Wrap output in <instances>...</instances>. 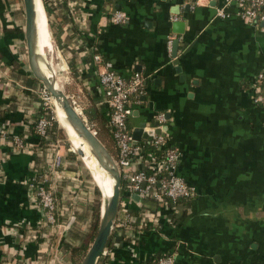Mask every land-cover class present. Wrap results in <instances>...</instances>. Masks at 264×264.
Returning a JSON list of instances; mask_svg holds the SVG:
<instances>
[{
	"label": "crops",
	"instance_id": "1",
	"mask_svg": "<svg viewBox=\"0 0 264 264\" xmlns=\"http://www.w3.org/2000/svg\"><path fill=\"white\" fill-rule=\"evenodd\" d=\"M70 1L72 7L56 0L54 16L68 35L61 58L69 94L83 110L93 100L106 118L92 53L125 79L139 73L142 93L126 124L130 131L142 124V134L158 129L178 153L174 174L192 189L188 209L173 221L151 199L121 202L117 216L158 211L155 226L127 229L128 239L114 242L104 264H153L157 254H172L178 264H264V106L254 105L247 90L251 76L264 71V28L241 21L233 3L226 17H217L221 0ZM114 8L126 15L124 23L111 22ZM23 23L22 4L0 0V123L27 144L20 150L0 143V264H65L59 243L68 227L85 231L94 186L60 140L41 141L28 123L41 106L34 90L39 83L26 62ZM170 36L175 57L172 44L166 49ZM55 150L63 164L59 175L48 170ZM34 176L44 178L69 218L58 223L49 246L37 239L44 227L28 188Z\"/></svg>",
	"mask_w": 264,
	"mask_h": 264
},
{
	"label": "built area",
	"instance_id": "2",
	"mask_svg": "<svg viewBox=\"0 0 264 264\" xmlns=\"http://www.w3.org/2000/svg\"><path fill=\"white\" fill-rule=\"evenodd\" d=\"M65 1L69 7L73 6L72 1ZM208 2L210 0H193L194 4H207ZM232 3L236 7L235 14L241 21L264 28V0H221L214 7V14L217 17H226L228 15L226 7ZM126 19L124 12L118 8H114L111 12L110 20L114 24H122ZM79 20L78 18L77 21ZM172 39L173 37L170 36L166 40L168 53L171 51ZM56 51L60 54V50L57 47ZM91 59L99 67L97 68V79L102 89V101L108 108V125L111 128L115 145V157L113 159L121 179L127 185V192L138 195L139 199H151L155 203L166 207L168 220H176L180 215V206L176 202L181 198L191 196L192 189L174 174V164L178 159V153L166 145L165 137L159 133L150 134L152 143L160 146V148L162 147L163 157L157 162H148L151 168L149 173L141 168L131 169L130 166L134 160H138L140 163H147L146 159L140 158L141 146L137 142H133L131 131L126 125V118L130 113L131 104L138 103L139 96L142 93V76L133 72L125 79L112 71L109 62L102 59L100 54L93 52ZM65 69L67 70V67ZM34 90L40 106L47 110L51 102L49 93L40 84ZM247 90L254 105L264 106V71L257 72L251 76L247 82ZM67 96L72 105L81 113L74 95L67 94ZM52 120L53 117L51 115H49V118L46 114L37 117L33 126L34 133L38 137H46L47 132L52 127ZM156 120L162 122L163 115L161 113L157 114ZM2 142H7L10 146L20 150L27 148V144L24 143L18 134L9 135L6 127L0 123V143ZM62 166L60 155L55 150L48 170L55 175H59L57 168L62 169ZM28 188L36 204L42 210L44 227L42 237L47 238L54 227H58L55 220L56 201L53 192L46 187L44 178L39 179L36 176L30 179ZM157 213L158 211H153L146 216L140 213L142 216L139 222V229L144 227L145 221L155 226L154 220L157 217ZM125 223H127L126 214L122 216H117L116 214L111 231L114 227L125 225ZM109 249L106 247L102 249L96 264H104L103 261L108 255ZM152 261L153 264H178L172 254H157Z\"/></svg>",
	"mask_w": 264,
	"mask_h": 264
},
{
	"label": "trees",
	"instance_id": "3",
	"mask_svg": "<svg viewBox=\"0 0 264 264\" xmlns=\"http://www.w3.org/2000/svg\"><path fill=\"white\" fill-rule=\"evenodd\" d=\"M10 3H18L21 6V0H8ZM42 7L44 10V13L46 15V21L48 30L50 31L51 37L54 39V44L56 47L60 50V53L62 55L67 52V44H68V35H66L65 31L61 29L54 21L55 16V10H56V0H41ZM73 9L69 10L67 13V17L71 20L73 19ZM69 66V63H68ZM34 81H36L34 79ZM37 82V81H36ZM64 88L66 89V94H69V87L64 83ZM77 101V100H76ZM91 104L87 107V109H82L81 105L77 102V104L80 107L81 113L86 119V122L88 125L95 131L97 137L99 140L103 143V145L106 147L108 152L112 157H115V145H114V139L111 134V128L108 125V119L105 118L94 106L93 100H91ZM46 114L49 118L48 109L44 110L42 107L38 109L35 115V119H32L30 122H28L31 125H34L37 117ZM108 114V113H107ZM108 116V115H107ZM53 121V120H52ZM127 125V124H126ZM128 127V126H127ZM64 131V130H63ZM63 131L56 125L55 121L52 122V127L47 132L46 137L52 140H60L62 142V145L65 149L68 148L67 145V135L63 133ZM41 137L40 140L43 141V138ZM68 140V138H67ZM141 146V155L140 158L146 159L147 163H143L142 170L149 173L151 171V168L148 165V162H157L160 158L163 157V149L160 146H157L152 143L151 136L146 137L137 143ZM70 145V143H69ZM71 147V146H70ZM66 152L72 156H76L72 151L66 150ZM82 165L81 161H79ZM83 166V165H82ZM87 178H91L88 171ZM92 181V178H91ZM93 182V181H92ZM94 184V183H93ZM95 185V184H94ZM121 191H127V185L125 182L121 183L120 187ZM55 201L56 197L53 194ZM98 197H100V202ZM190 201V196L186 198L179 199L176 203L180 206V215L185 212V209H188ZM101 204V194L99 193L96 186L93 187V198L91 200V204L89 207L90 214H89V221L88 225L85 229V231H79L77 228L74 227H68L67 234L65 237L60 241L58 253L60 257H62L65 264H79L82 257L84 256L86 250L88 249L90 243L92 242L95 233L96 228L99 221V205ZM60 207H58L57 201H56V211H55V220L56 224L63 223L65 224L68 221V216L64 215L62 213V210L60 211ZM141 214L137 210L127 211L126 212V219L127 223L125 225L116 226L112 229L108 240L106 242L105 247L110 248L113 246L114 242L122 243L123 241H126L128 239V236L126 235V230H132V229H139V222L141 220ZM178 219V218H177ZM176 219V220H177ZM151 226L150 222L145 221L144 227L141 229H147ZM55 229L52 230V233L50 237L47 238L37 236V239L39 242H46L48 246L52 244L53 241V235L55 234ZM115 242V243H116Z\"/></svg>",
	"mask_w": 264,
	"mask_h": 264
},
{
	"label": "water",
	"instance_id": "4",
	"mask_svg": "<svg viewBox=\"0 0 264 264\" xmlns=\"http://www.w3.org/2000/svg\"><path fill=\"white\" fill-rule=\"evenodd\" d=\"M41 2V0H40ZM23 10V36L25 45L26 62L33 79H35L45 90L49 96L62 110L64 117L76 134L89 148V151L94 157L96 163L107 174L110 180V194L103 200L102 206L99 205V221L96 228L95 236L82 257L79 264H96L98 257L105 247L108 237L111 233V227L116 217L119 204L128 199L139 200L138 195L128 194L126 191H121L122 179L120 173L114 163L113 157L110 155L106 147L97 137L95 131L88 125L84 116L76 110L70 102L67 94L64 93L61 87H56L55 79L46 75L40 67L39 54L37 52V34L35 26L34 0H21ZM173 25L178 27V32L181 31L183 23L181 21L174 22ZM176 54V39L172 41L171 55ZM142 124L133 128L131 131L132 140L134 143L139 140V137H146L152 133H158L157 130H145L141 133ZM71 150V149H70ZM73 153L74 151L71 150ZM78 156L82 155L80 150L75 151ZM82 162V161H81ZM91 176V174H90ZM92 177V176H91ZM101 194L98 185H95Z\"/></svg>",
	"mask_w": 264,
	"mask_h": 264
},
{
	"label": "bare ground",
	"instance_id": "5",
	"mask_svg": "<svg viewBox=\"0 0 264 264\" xmlns=\"http://www.w3.org/2000/svg\"><path fill=\"white\" fill-rule=\"evenodd\" d=\"M34 12H35V26H36V34H37V52L39 54L40 67L44 71L46 75H49L55 79L56 87H61L58 84V81L55 78V73L51 65L50 57L48 56V52H53L50 32L48 30L46 15L44 13L42 3L40 0H34ZM52 101L53 113L56 119L58 118V123L60 127L64 130L67 135L68 141L70 142L72 148L76 150H80L82 155L79 156L82 161L84 167L87 169L89 175L91 174L92 181L95 185H98L101 191V206L103 200L110 194V180L108 179L107 174L100 168V166L96 163L94 157H92L88 146L76 136L73 132L69 124L67 123L64 114L60 107ZM77 110V109H76ZM56 111V114H55ZM78 111V110H77ZM71 149V150H73ZM73 150V151H74ZM94 173V174H93Z\"/></svg>",
	"mask_w": 264,
	"mask_h": 264
},
{
	"label": "rangeland",
	"instance_id": "6",
	"mask_svg": "<svg viewBox=\"0 0 264 264\" xmlns=\"http://www.w3.org/2000/svg\"><path fill=\"white\" fill-rule=\"evenodd\" d=\"M50 32V31H49ZM50 37H51V35H50ZM51 43L53 44V52L51 51V52H48V56H49V58L50 57H52V58H50V59H52L51 61V65H52V68H53V70H54V73H55V78H56V80L58 81V78H57V75L58 76H60L61 77V80H62V83L60 82V81H58V83H59V86H61V88H62V90L64 91V93L66 94V89L64 88V83L66 82V80H67V78H66V69L64 68V65H63V61L61 60V53L60 54H58L57 53V51H56V47H55V44H54V39L51 37ZM61 67H63L62 69H60ZM56 73H57V75H56ZM48 113L49 114H51V116L53 117V121H55V123H56V125L63 131V129H62V127H60V125H59V123H58V118H57V116H56V119H55V116H54V113H53V108H52V101L49 103V107H48ZM55 114H56V111H55ZM63 133H64V131H63ZM65 134V133H64ZM65 136H66V134H65ZM66 141H67V145H68V150L69 151H71L70 149H72V147H70L71 146V144L69 145V141L67 140V138H66ZM74 154L76 155V157L79 159V161H81L80 160V158H79V156L77 155V153L74 151ZM82 163V162H81ZM82 165H83V163H82ZM83 167H84V165H83ZM85 168V167H84ZM86 169V168H85ZM86 171H87V169H86ZM94 174V173H93ZM93 176V175H92ZM89 181L91 182V184L93 185V186H95L94 184H93V182L91 181V178H89ZM98 199H99V202H100V197H98Z\"/></svg>",
	"mask_w": 264,
	"mask_h": 264
}]
</instances>
